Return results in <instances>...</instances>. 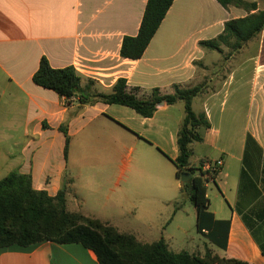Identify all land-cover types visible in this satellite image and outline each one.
<instances>
[{
	"label": "crops",
	"instance_id": "0c3cea01",
	"mask_svg": "<svg viewBox=\"0 0 264 264\" xmlns=\"http://www.w3.org/2000/svg\"><path fill=\"white\" fill-rule=\"evenodd\" d=\"M246 1L258 2L259 10H264L259 0ZM147 2L0 0V180L12 172L31 175L36 190L56 196L68 173L74 180L68 208L71 199L78 206L69 210L117 228L116 220L85 209L90 197L98 208L106 210L114 204L123 216L134 207L136 184L143 180L158 187V197L165 199L163 193L171 179L164 177L163 168L167 161L173 165L171 160L179 156L178 133L185 117L182 102L159 106L153 117L145 118L126 106L81 104L77 99L69 103L33 82L45 57L55 69L74 67L82 86L92 81V89L98 93L109 94L119 79H126L130 87L146 93L158 88L163 94H173L175 85L191 88L207 81L217 66L220 59L216 56L222 54L202 49L200 42L216 39L227 21L250 15L234 6L225 9L217 0H175L144 56L123 58V39L138 35ZM250 63L238 64L218 89L210 91L209 87L194 100L193 108L197 100L201 107L195 112L207 114L211 129L203 143L193 145L192 162L223 158L225 163L215 186L222 191L226 205L210 202L209 208L217 220L230 221L223 257L264 264V63L252 67V76L246 72ZM213 82L209 80L208 85ZM244 83L261 95L258 109L246 123L240 121L233 106L227 111L225 102L221 108L215 104L231 92L230 86L236 85L239 92L238 86ZM64 125L71 139L67 160L66 137L61 132ZM236 130L240 131L238 137L233 134ZM132 165L133 173L127 176ZM145 167L151 170L147 176L134 175ZM153 169L156 176L151 175ZM172 184L175 195L181 190V181L176 177ZM176 199L169 201L174 204L171 215L162 217L167 224L164 232L183 212L175 210ZM121 231L149 243L139 232ZM162 238L171 246L173 236ZM0 264L99 261L80 244L44 242L2 249Z\"/></svg>",
	"mask_w": 264,
	"mask_h": 264
},
{
	"label": "trees",
	"instance_id": "16d2710c",
	"mask_svg": "<svg viewBox=\"0 0 264 264\" xmlns=\"http://www.w3.org/2000/svg\"><path fill=\"white\" fill-rule=\"evenodd\" d=\"M225 9L234 6L250 13L249 16L229 20L224 31L216 39L200 42L207 51L230 55L239 53L264 32V10L258 2L246 0H217ZM175 0H148L139 33L126 36L121 47V56L130 60L141 59L155 37ZM197 64V63H195ZM33 82L64 97L67 102L75 98L81 104L103 103L120 105L133 109L145 118H151L162 105L184 104V120L178 133L179 156L171 160L176 168V177L190 173L188 183L181 184V193L196 209L197 231L208 242L226 251L228 247L230 221L217 220L209 210L210 200L204 180L197 174L199 164H193V145L203 143L204 136L211 129L205 112L197 113L194 100L207 92L208 84L191 88L174 86L173 94H163L160 89L149 93L140 87H130L126 79H119L109 94L93 91V82L82 86L81 78L74 67L53 68L43 57L33 76ZM66 137L65 156L68 159L70 137L67 126L61 127ZM204 160L200 161L203 162ZM74 180L65 176L64 185L56 196L33 187L31 175L12 172L0 180V250L18 246L29 248L44 242L61 245L80 244L92 250L99 264H250L248 262L213 254L207 247L204 255L187 250L175 251L165 239L146 243L134 233L123 232L107 221L86 216L68 208V196L72 193ZM185 203H175V210L183 209ZM264 253V246L262 247Z\"/></svg>",
	"mask_w": 264,
	"mask_h": 264
},
{
	"label": "rangeland",
	"instance_id": "374dc122",
	"mask_svg": "<svg viewBox=\"0 0 264 264\" xmlns=\"http://www.w3.org/2000/svg\"><path fill=\"white\" fill-rule=\"evenodd\" d=\"M259 2L264 8V0H259ZM223 49L224 53L222 55L214 53V55H218L216 57H219L220 60L215 69H213L207 77L206 84H208L209 80L214 79V82L211 83L210 86L208 85L210 91L218 89L222 85V81L237 68L238 64L242 62H252L248 65L251 69L246 71L247 74L252 76L254 72L252 67L255 64L264 63V32L258 39L252 41L246 48L232 56L230 55L229 48L225 46ZM238 87L240 90L236 92V85L230 86L229 91L231 92L221 96L220 101L217 99L215 104H219V108H221V103L225 102L224 108L227 111L233 106L234 109L240 113V121L246 123L249 117L258 109V101L261 100V95L259 92L255 95L253 86H248L246 83ZM194 108L197 112L200 110L201 107L198 100ZM233 134L238 137L240 136V131L236 130ZM133 159H135V156ZM166 163L167 166L163 168L164 177H170L169 179H171V182L167 184V189H165L163 193L165 199L158 197V195L161 194L158 187L156 188L153 184H148L141 180L136 184L137 197L132 199L135 205L133 208L131 207L130 211H127L128 213L125 215L121 216L120 213L122 211L116 208L114 204L109 205L106 210L101 206H99V208L96 207L95 198L93 197L89 198V201L85 205V209L101 217L110 218L113 221L116 220L115 222L121 230H134L133 232H139L143 240L149 243L155 242L163 236L166 237L170 235L173 236L171 247L175 251L187 250L192 253L204 255L207 247H209L213 254L224 256V250L216 246H211L207 238L197 231L196 209L189 203L187 196L182 194L181 190L179 193H175V195L172 194V181L176 179V169L170 161ZM147 168L145 167L142 171L139 170L135 172L134 175L139 176L141 174V176H147V172L151 171L150 169L147 171ZM156 172L157 171L153 169L151 175L156 176ZM132 173L133 165L127 170V176H130ZM221 192L222 191L219 190L215 184L208 186V198L213 206L226 205V199ZM174 198H177L176 200L178 202L182 201L185 203L183 212L178 216L179 218H177L176 222L164 232L165 228H167V224L162 217L171 215L174 204L169 205V201L174 200ZM100 201L103 203L105 202L104 199H100ZM137 206L138 208L136 209ZM69 208L71 210L78 208L77 203L72 199L69 201ZM180 228L185 229V232L181 231Z\"/></svg>",
	"mask_w": 264,
	"mask_h": 264
},
{
	"label": "built area",
	"instance_id": "2783aa9c",
	"mask_svg": "<svg viewBox=\"0 0 264 264\" xmlns=\"http://www.w3.org/2000/svg\"><path fill=\"white\" fill-rule=\"evenodd\" d=\"M73 100H76L75 98ZM72 100V101H73ZM225 166L223 158L215 160L204 159L203 162L197 166V174L204 180V185L208 189L209 185L216 184L219 174L222 172Z\"/></svg>",
	"mask_w": 264,
	"mask_h": 264
},
{
	"label": "water",
	"instance_id": "95a60500",
	"mask_svg": "<svg viewBox=\"0 0 264 264\" xmlns=\"http://www.w3.org/2000/svg\"><path fill=\"white\" fill-rule=\"evenodd\" d=\"M191 178H192V176H191L190 173H183L181 175L180 181H181L182 184L188 183L191 180Z\"/></svg>",
	"mask_w": 264,
	"mask_h": 264
}]
</instances>
